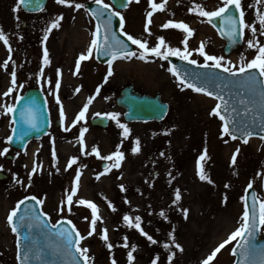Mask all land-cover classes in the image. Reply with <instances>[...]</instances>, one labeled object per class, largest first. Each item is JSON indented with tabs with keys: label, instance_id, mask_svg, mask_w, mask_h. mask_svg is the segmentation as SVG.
Masks as SVG:
<instances>
[{
	"label": "rangeland",
	"instance_id": "rangeland-1",
	"mask_svg": "<svg viewBox=\"0 0 264 264\" xmlns=\"http://www.w3.org/2000/svg\"><path fill=\"white\" fill-rule=\"evenodd\" d=\"M92 1L95 0H76L82 4ZM16 2L0 0V28L8 35L12 47V61H9L5 69L3 63L9 51L0 41V151L8 149L4 155H0V170L7 175L0 180V264H16L15 235L7 216L17 202L27 195H35L44 200L41 209L52 222L61 218L73 221L81 234L87 237L81 246L89 249L87 255L92 258L89 264H111L113 257L117 264H129L127 252L133 244L138 247L133 253L135 259L132 264H151L157 255V264H169L170 252L175 253L171 264H202L239 227L245 210L241 197L250 182L259 204L264 202V139L252 137L245 143L228 135L221 136L222 123L217 116L210 114L216 100L190 88L182 89L176 78L168 72L167 62L160 57L147 64L138 62L134 57L118 58L113 61V75L105 82L108 65L97 63L92 56L81 62L79 73L74 75L76 60L80 53L86 52L94 30L93 21L85 7L77 10L74 4L59 5L56 0H48L43 11L30 15L21 9L14 13ZM144 2L149 3L148 0ZM154 2L162 3L163 0ZM223 2L166 0V6L163 10H157L158 15L154 17L156 20H152L155 25L154 29L150 28L153 41L163 36L170 46L183 50L182 41L186 33L182 29H164L161 25L169 19L184 21L195 30L188 42V48L192 51L190 59L204 62L203 56L194 51L204 41L208 54L223 55L225 62L231 61L239 68L241 54L247 62L258 51L257 48H249L247 44V40L253 38L251 29H245L243 44L227 56L222 51L224 42L208 24L207 18L200 16L199 10L188 11L194 3L211 11L223 6ZM241 3L246 21L249 24L255 23L258 29L255 39L264 44V34L259 32L260 25L256 19L257 9L264 12V0L260 3L241 0ZM61 13L63 19L59 21L60 26L53 28L47 41L42 43L50 21ZM17 15L19 20L16 19ZM74 29L77 34L74 33L72 37ZM153 41H149L150 46L158 42ZM45 46L50 64L44 67L41 78L38 73ZM13 67L17 72L16 85L11 83ZM57 69L62 72L59 96L66 114L63 127L59 120V105L52 94ZM49 79L51 84L48 83ZM125 85H132L140 93L160 94L170 106L166 118L161 122L150 123L124 121L123 110L115 104V99ZM98 86L102 87L99 95H96ZM9 87L14 89L13 92L4 96L3 93ZM31 87H38L45 94L51 125L45 136L30 141L24 150L19 151L8 145L6 138L10 135L12 122L3 106L13 104L16 97ZM77 87H80L79 92L75 91ZM89 96H95V99L89 105L85 118L72 126V121ZM106 112L121 113L118 119L131 130L127 137L122 135L123 129L108 117L106 128L90 124V120L97 116L96 113ZM55 121H59V124L54 125ZM65 127L70 130L65 131ZM81 128L87 129L83 138L84 151L78 141ZM189 131L193 141L187 136ZM137 137L140 140V151L133 154L131 147ZM53 140L56 152L58 149L66 151L65 158L60 159L56 154L53 160ZM117 145L124 152L119 168L111 167L115 158L106 161L92 153V147L97 146L101 156H107L117 150ZM205 148L207 157L201 163L211 183L201 180L197 170V159ZM237 148L240 151L233 165L232 155ZM6 155H11V158L7 159ZM73 156L78 157V160L71 168H67L68 160ZM102 162L110 166L107 173L101 167ZM34 165L39 167L29 186L28 174ZM77 170L81 173L78 186L74 184ZM100 173L105 174L99 175L97 179ZM16 180L21 183H16ZM226 184L229 187H225ZM120 185H124L125 190H121ZM74 186L78 190L73 196L72 211L69 212L66 196ZM177 189L181 198L174 204ZM82 198L93 201L101 217L92 236H87L91 209L77 203ZM108 201L115 206V211L109 207ZM62 206L63 212L59 210ZM182 209L189 210L186 219ZM161 210L167 219L160 216ZM125 214L133 218L140 216L141 226L158 243L152 244L137 229L127 226L122 219ZM85 217L88 219L85 220ZM173 226L175 242L182 246L183 251L175 248L168 235ZM104 228L108 230V242L114 245L111 252L101 239V230ZM125 236L128 237L129 248L123 247ZM236 240L225 245L209 264H231L234 257L230 250ZM164 243L169 244L170 251L163 247Z\"/></svg>",
	"mask_w": 264,
	"mask_h": 264
},
{
	"label": "snow or ice",
	"instance_id": "snow-or-ice-1",
	"mask_svg": "<svg viewBox=\"0 0 264 264\" xmlns=\"http://www.w3.org/2000/svg\"><path fill=\"white\" fill-rule=\"evenodd\" d=\"M139 2V0H137ZM149 5L151 7V11H146V17L147 22L144 25L145 32H148L149 35H151V31L149 29V25L152 23L151 17L153 16V12L157 9L163 10V8L166 6V0H163L162 3H155L154 0H148ZM256 3H260L261 0H255ZM56 3L59 5H66V6H72L74 4L75 9L79 10L85 7L84 4L76 2V0H56ZM96 5L98 6L95 9L89 10V14L95 19L96 24L95 28L92 31V39L90 41V44L86 50V52H82L79 54L77 60H76V67L75 72L73 73L78 74L81 62L87 59L92 58L93 54L97 57L100 55L104 56H110L111 58L107 61L108 69L107 73L104 77V81L107 82L108 78L113 75L114 69H113V61H115L117 58H124V59H132L133 57H136L141 60H147L149 54H153L157 57H160L164 60H167L169 56H179L181 60L188 61L192 65H196L198 61L196 59H190L192 56V51L188 48V42L189 38L194 35L195 30L192 29L187 23L184 21H175L173 19L167 20L164 24L161 25L162 28L168 29V28H175V29H182L186 35L182 41L184 48L183 50L180 47H172L170 46L165 38L163 36L157 37V43L155 46H149V41L147 39L143 38H137L129 33H127L125 29V17L119 12L116 11L111 4H107L104 2V0H95ZM128 3H131V0H127V3H125L123 6L127 7ZM30 5L32 7L33 11H40L43 10L42 5L40 3V0H17L16 5L13 7V12L18 13L22 5ZM235 7L237 10L238 15L236 14H226L230 12L231 7ZM251 6V5H250ZM199 10V15L202 17L207 18V22L209 24L213 23V18L220 17L222 20V25L220 28H218V31L222 36H227L230 41L235 43L237 39H243L245 35V29L250 28L253 33V38L247 40V44L249 48H257V54L252 58L251 60H248L245 62V57L243 54H241L240 60L241 64L239 68H236V66L231 62L227 61L225 62V57L223 55L216 56V55H210L205 51V43L204 41L200 42V46L195 49L194 51L198 52L201 56L204 58V64L203 67L208 68H217L222 69L224 72L229 73L232 76H235L237 73H247L250 70H256L258 71L259 75L261 77H264V44H261L259 40H256V33L258 31L256 24L252 23L249 24L245 19V11L242 7L241 0H224L223 6L216 8L215 10H205L202 5L194 3V6L189 8V12H196ZM107 12V15H106ZM116 16L119 17V28L120 31L123 32L124 36L127 37L128 41H131L133 45L139 46V53L137 54L136 51L131 50L128 45L123 41L118 35H116L115 32L112 31V17ZM16 19L19 20V16H16ZM63 19V13L59 14L56 19H53L50 21L49 26L45 30V34L43 36L42 43L46 42L48 39V34L52 31L53 28L59 27V21ZM256 19L260 25L259 32L261 34H264V12L260 11V9H257L256 11ZM215 27V25H213ZM226 29V31H225ZM23 37H21L22 39ZM0 41L3 42V44L7 47L9 51L8 58L4 61L3 67L7 69L9 61H12V47L10 44V40L7 34L3 31L2 28H0ZM163 49V50H162ZM212 61L213 64H209L208 62ZM14 63V61H13ZM50 64L49 60V53L48 49L45 46L43 50V57H42V64L39 69L38 75L43 78L44 75V67ZM163 67V65H161ZM168 72H170L173 76H175L179 82V86L181 88H190L194 90L197 93H206L208 96H213L214 93L209 91L206 87L197 86L194 82H189L188 75L185 73L184 75H181L180 71L176 68L175 65L169 67ZM11 83L12 85H16L17 82V72L15 67H13L11 73ZM209 74H203V78L205 80L208 79ZM62 72L60 69H57V79L55 81V88L53 90V95L55 96L56 103L59 105V120L60 124L63 127L64 122L66 119L65 109L61 102L60 96H59V89L61 87V79ZM247 83L249 84H255L256 83V76L249 75L247 78ZM48 83L51 84V80H48ZM260 84L264 86V80L260 81ZM20 87H23V85H20ZM102 86H98L96 89V95H99L100 88ZM13 88L9 87L6 92L3 93L4 96H8L10 93L13 92ZM76 92L80 91V87H77L75 89ZM261 102L264 104V90L261 91ZM17 99H20L18 96ZM95 99V96H89L87 102L83 105L81 110L76 114L75 119L72 121V126L77 124L79 121L83 120L85 118V113L87 112L89 105L91 102ZM216 99L218 101L223 102V111L227 112V102L224 101V98L220 95H216ZM6 113H10L14 109L13 104H7L3 106ZM222 110V103H216V105L211 109V115L218 116L221 121L224 123L222 124V131L221 136L229 135L232 137V139H237V136L234 134V131H240V129L234 124L229 123V118L221 114ZM232 111H235V109H232ZM22 117L25 118V122L28 123L32 128H35L36 122H35V114L32 109H27L26 112H22ZM97 116L103 115L105 117H108L112 120H114L118 127L123 129L122 135L127 137L130 134V129L126 124L121 123V121L118 119V117L121 115V113L118 112H106V113H96ZM65 131H69L70 129L65 127ZM15 131V130H14ZM87 131L86 128L80 129V135L78 137V141L81 144V150L84 151V133ZM244 137V142L247 143V137L253 135L251 131L245 130L242 133ZM21 139L23 138V133L21 134ZM264 138V137H262ZM8 141H11L13 139L12 135H9L6 138ZM120 145H117V150L111 152L107 156H101L99 149L97 146L92 147V153H95L96 156L102 160L110 161L113 158H115V163L111 165V167L119 168L121 166V162L124 159V152L120 151ZM8 151L7 148H5L3 151H0V155H4ZM140 151V140L137 137L134 141V146L131 147V152L133 154H137ZM240 149L237 148L236 151L232 155L231 163L235 165L236 158L239 153ZM85 154H91V153H85ZM160 155H164V153H161ZM52 156L53 160L56 159V150L54 146V140H53V150H52ZM207 157V148H205L204 152L198 157L197 159V170L198 175L201 180H208L210 183L212 182L209 177L204 173L203 171V165L201 161H203ZM78 160V157L73 156L68 160L67 168H71L73 164H75ZM2 167V166H0ZM39 165H34L31 172L28 174V185L31 186L32 183V176L36 173L37 168ZM67 168L65 170H67ZM105 173L110 171V166L108 164L104 165ZM59 171V169H57ZM105 173H100L97 175V179L99 178V175H103ZM14 179H15V174ZM80 171L77 170L76 177L74 180V184L78 186V181L80 178ZM16 183H21L20 180H16ZM74 186L71 188L70 193L66 196V202L68 205V211H72L71 205L73 204V196L76 194L78 187ZM252 183L250 182L245 189L247 192L248 189L252 188ZM225 187H229V185H225ZM121 190L124 189V185H120ZM253 195H255L253 193ZM175 200L173 203L175 204L177 201L180 200V191L179 189L176 190L175 193ZM29 197H24V199L17 202L16 207L11 209L7 216L8 224L11 227V231L16 234L17 236V248H18V254L17 259L20 260V264H28L29 259V253L32 251V247L30 243H26L24 245V252H23V258L21 259L20 255V232L19 228L24 227L27 225L29 228H31V220L32 217L29 216L27 213L25 215H19V210L21 206L24 204L25 200H28ZM31 200L36 201L37 204L42 205L44 203V200L38 199L35 195L30 197ZM107 199V198H105ZM225 202L227 201V196H225ZM241 200H245V197L242 196ZM125 202H128L127 200ZM78 204L81 205H87L91 209V223H90V231L87 232V236H92L93 233L96 232V225L97 222L101 219V217L98 215V207L97 205L90 200L87 199H80L77 201ZM61 204H64V201H61ZM109 207L112 208L113 211H115V206L112 204L111 201H108ZM61 212L64 211V207L62 206L59 209ZM34 211V210H33ZM188 209H182V212L185 216V219L188 215ZM43 215L47 216V213H43ZM160 216L167 219V216L163 210L160 212ZM17 218L19 223H17ZM35 219H39V217H35ZM66 219V218H65ZM85 220L88 219V217L84 218ZM123 221L127 224L129 227H134L137 229L143 236L147 238L148 241H150L152 244L158 243L156 239L152 235H150L148 232L144 230V228L141 226V220L142 218L140 216H135L134 218L130 216L129 214H125L123 216ZM241 223L239 227H237L233 232L230 233V235L227 237V239L223 240L212 252L209 256H207L206 259L202 261V264H209L210 261H212L217 253L220 252L221 249L225 247V245L229 244L231 241L236 240L237 238H240L242 243L240 244V247L242 249L241 255L245 257L243 264H264V249L259 250L255 254L259 256V260H252L250 257L254 253V250L250 249L251 241L246 238H251L255 235L256 230L260 226H264V202H261L259 204V222L257 223V213H256V204L253 202L251 205V212L249 211V206L245 205V210L241 216ZM59 223V222H57ZM67 224L71 226V229L66 228H60L58 231V235L63 240V246L64 248L71 253L72 249H75L76 253H79V255L83 258V264H89L91 257L87 255L89 252V249L86 247L81 246V242L86 239L87 237L82 235L81 232L77 229L76 225L73 223L72 220L67 219ZM52 229H56V225H51ZM175 227L173 226L172 232H170L168 235L172 239V243L175 244V248L183 251L182 246L179 243L175 242L174 237ZM108 230L107 228H104L101 230V239L106 242V247L111 252L114 245L111 242H108ZM27 239V238H25ZM124 245L123 247L129 248V244L127 243L128 237L125 236L124 238ZM138 246L133 244L131 245V250L127 252V260L129 264H132V261L135 259L133 253L136 250ZM163 247L166 250L170 251V246L168 243H164ZM236 249H233V253L235 254ZM175 256L174 252H170L168 255V261L169 264H171V261L173 260ZM159 259V256L157 255L151 262V264H157V260ZM73 260L75 261V255H73ZM76 264H79V261H76ZM111 264H117L116 259L113 257L111 260ZM237 264H241L240 261H237Z\"/></svg>",
	"mask_w": 264,
	"mask_h": 264
},
{
	"label": "water",
	"instance_id": "water-1",
	"mask_svg": "<svg viewBox=\"0 0 264 264\" xmlns=\"http://www.w3.org/2000/svg\"><path fill=\"white\" fill-rule=\"evenodd\" d=\"M46 1L47 0H40L42 8ZM112 1L116 2V5L123 2V0ZM86 7L89 11L98 6L96 3H86ZM21 8L25 12H37L33 11L32 7L27 4L22 5ZM226 14L238 15L234 6L231 7L230 12ZM212 25H215V29L219 36L226 41L224 47L225 54H229L233 49L242 44V39L238 38L237 41L233 43L227 36H222L220 34L218 31V28L222 25L220 17L213 18ZM112 31L118 35L115 26H112ZM95 58L97 61L104 63L111 57L104 55L97 57L95 55ZM168 61L170 67L175 65L181 75L186 73L189 82H194L197 86L206 87L209 91L213 92L214 95L211 97L216 98V95H220L224 98V101L227 102V112L223 111V102L217 100V103H222L221 114L226 115L229 118V123H234L240 129V131H234L237 138L244 141L242 133L245 130L251 131L253 133L251 136L264 137V104L261 102L260 95L261 91L264 90V86L260 84V81L264 80V77H261L258 71L250 70L247 73H237L235 76H232L229 73L224 72L222 69L203 67V64L192 65L188 61H182L174 56H169ZM203 74H209L207 80L203 78ZM253 74L256 76V83H247L248 76ZM116 104L125 109L123 118L128 122L160 121L165 117L168 111V104L161 100L159 94H140L133 90L131 86H126L121 90L120 95L116 98ZM29 108L32 109L35 114V122L37 125L35 128H32L26 123L25 118L21 115L22 112H26ZM232 109H235V111H232ZM11 115L14 121V127L11 133L13 139L9 141V144L13 147L23 149L30 139L39 138L46 134L48 130L49 119L46 110V103L42 93L38 89L27 90L22 96H20V99H17L16 101ZM91 124L94 126L105 127L108 124V119L102 116L96 117L91 120ZM22 133L23 138L21 139L20 137ZM249 137H247V139ZM5 176V174L0 172V178H5ZM253 193L254 191L252 188L248 189L246 192V204L249 206V211L251 212V205L255 202L258 223V204ZM26 213L32 217V220L31 228L27 225L19 228L21 259L23 258V252L25 250L24 245L30 243L32 251L29 253L28 264H76V261H79V264H83L81 256L75 252L74 248L71 253L64 248L63 240L57 234L60 228L71 229V226L67 224V220L62 219L57 221L59 223L56 222V229H52V224L40 211L39 205L36 201L30 199V196L28 200H25L19 210V215H25ZM35 217H39V219L37 220ZM17 223H19L18 218ZM258 234L259 228L256 230L253 237L246 238L251 241L250 249L254 250V253L250 258L256 261L259 260V256L255 253L264 249V238L258 239ZM241 243L242 241L239 238L233 248L236 249L235 261L233 264H237V261H240L241 264H243L245 259V257L241 255ZM73 255H75V261L73 260ZM17 261L18 264H20V260L17 259Z\"/></svg>",
	"mask_w": 264,
	"mask_h": 264
},
{
	"label": "flooded vegetation",
	"instance_id": "flooded-vegetation-1",
	"mask_svg": "<svg viewBox=\"0 0 264 264\" xmlns=\"http://www.w3.org/2000/svg\"><path fill=\"white\" fill-rule=\"evenodd\" d=\"M106 3L111 4L116 11H119L125 17V29L124 30L127 33H129V34H131L137 38H143V39H147L148 41H153L152 30L150 28L152 27V29H154L155 25H153L152 23L149 25L151 35H149L148 32H145V29H144V25L148 19L146 17V11L152 10L149 3L144 2V0H139V2H137V0H131V3H128V6L122 10H117L114 7V5L110 2V0H107ZM157 10H159V9H157ZM157 10L153 12V16L151 17L153 22L156 20L154 17L156 15H158ZM155 41H157V39L154 40L153 42H155ZM133 46H134V51H136L138 54L139 51H141L139 49V46H137V45H133ZM156 58H157V56H155L153 54H149L147 60H141V59H138L136 57H134L133 59H137L139 62H141L143 64H147V63H152L154 61V59H156Z\"/></svg>",
	"mask_w": 264,
	"mask_h": 264
},
{
	"label": "bare ground",
	"instance_id": "bare-ground-1",
	"mask_svg": "<svg viewBox=\"0 0 264 264\" xmlns=\"http://www.w3.org/2000/svg\"><path fill=\"white\" fill-rule=\"evenodd\" d=\"M74 33L77 34V31H76L75 29L72 30V37H74V36H73ZM179 135H180L181 137H185V136L182 135L181 133H179ZM185 135H186V134H185ZM187 136H189V137H190V140L193 141V135L191 134L190 131L188 132V135H187ZM56 154H57V157L60 158V159L65 158L66 155H67V153H66V151H65L64 149H62V150H61V149H58V151L56 152Z\"/></svg>",
	"mask_w": 264,
	"mask_h": 264
}]
</instances>
